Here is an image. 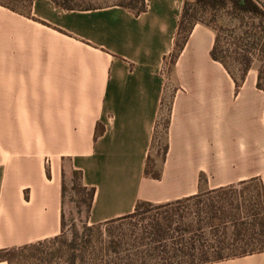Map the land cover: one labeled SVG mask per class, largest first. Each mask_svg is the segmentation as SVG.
I'll use <instances>...</instances> for the list:
<instances>
[{
    "label": "crops",
    "instance_id": "crops-1",
    "mask_svg": "<svg viewBox=\"0 0 264 264\" xmlns=\"http://www.w3.org/2000/svg\"><path fill=\"white\" fill-rule=\"evenodd\" d=\"M146 1L137 15L35 0L33 18L0 5V250L61 234L64 180L75 170L96 189L93 224L141 201L264 182L257 79L237 88L201 23L166 79L185 0ZM167 101L168 152L156 178L148 164ZM211 264H264V252Z\"/></svg>",
    "mask_w": 264,
    "mask_h": 264
},
{
    "label": "trees",
    "instance_id": "trees-1",
    "mask_svg": "<svg viewBox=\"0 0 264 264\" xmlns=\"http://www.w3.org/2000/svg\"><path fill=\"white\" fill-rule=\"evenodd\" d=\"M35 0H0V5L20 15L33 18ZM64 10L97 7H74L71 0H52ZM63 1V2H61ZM202 11L193 12L185 0L173 53L166 59L175 65L190 39L193 28L201 23L215 34L211 57L223 65L240 88L257 65V88L264 91V0H194ZM115 5L141 14L148 8L146 0H119ZM24 9L26 11H24ZM27 10L29 12H27ZM166 123L164 159L168 152ZM103 133L98 130L97 136ZM157 133V130H156ZM156 134L154 136V142ZM80 190L88 191L91 213L96 189L83 184V174L75 170ZM156 178L159 176H154ZM248 187L239 189L245 185ZM64 190V185H63ZM64 193V192H63ZM110 221L83 226L69 240L64 234V214L60 235L0 250V262L7 264H211L227 259L264 252V182L252 179L168 202L165 210L149 223L121 226L138 216L141 207ZM121 224L115 229L104 226Z\"/></svg>",
    "mask_w": 264,
    "mask_h": 264
},
{
    "label": "rangeland",
    "instance_id": "rangeland-1",
    "mask_svg": "<svg viewBox=\"0 0 264 264\" xmlns=\"http://www.w3.org/2000/svg\"><path fill=\"white\" fill-rule=\"evenodd\" d=\"M63 2V1H61ZM119 0H71L69 4L74 7H102L107 5H112L118 3ZM193 4V12L198 13V18L202 16V11L195 6L194 0H190ZM24 11H26L24 9ZM27 12H29L27 10ZM257 65L253 67V69L249 72L247 76L248 84L251 85L253 88L256 87V79L258 77V70ZM174 70V65L171 64V60L168 59L167 65L163 70V75L167 79L170 77L171 72ZM169 90L171 91L174 87L170 83L168 86ZM169 100V99H168ZM169 105L170 101H167L166 104L163 105L162 111L160 113V118L158 121V128L156 133V140L153 144L152 148V157L150 158V162L148 164V175L151 176H159L160 171L163 165V148L166 142V123L169 117ZM79 181L77 180L76 174L73 172L66 176L64 180V190H63V214H64V234L65 236L71 240L75 234V230H77L80 234H83V226L88 224V226L94 225L90 221V209L88 205V191L80 190ZM249 185H245L243 187H239V189L248 187ZM209 192V191H207ZM206 193V192H202ZM167 203H149L145 204L141 207V211L138 216L134 217L133 219L127 220L121 226V224L115 223L111 225H107L103 227V230L106 229H115L119 226L122 228L128 229L130 224H138V223H149L153 216L165 211L170 210L171 208H166L164 205Z\"/></svg>",
    "mask_w": 264,
    "mask_h": 264
}]
</instances>
